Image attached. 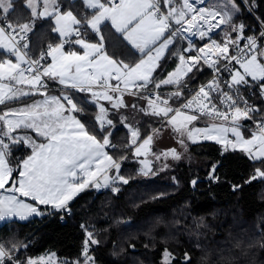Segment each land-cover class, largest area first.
<instances>
[{"label":"snow or ice","instance_id":"1","mask_svg":"<svg viewBox=\"0 0 264 264\" xmlns=\"http://www.w3.org/2000/svg\"><path fill=\"white\" fill-rule=\"evenodd\" d=\"M83 3L92 11L81 19L60 0H26L25 7L32 19L19 23L9 19V14L15 11V0H0V54L4 57L0 58V105L37 94L44 97L0 112V221L40 215L39 205L65 208L89 184L100 188L111 181L128 183L127 178L119 175L120 162L106 151L116 147L111 142L112 132L107 130L114 125L108 118L109 109L101 103L106 101L119 111L129 107L125 95L145 100L147 108L139 111L159 117L170 126L185 149V137L193 143L212 140L221 144L224 151L240 150L252 160L264 163V116L256 122V131L246 138L241 121L251 120V114L260 112V108L249 104L240 92L241 88H255L264 98V21H260L258 35L246 36V25L234 22L241 12L236 0L202 7L205 0H83ZM241 4H247L249 12L255 7L254 0H241ZM47 17L54 21L52 31L58 33L60 42L49 44L46 51L33 59L28 53V34L33 31L36 19ZM105 22L138 50L141 55L137 62L126 63L108 54L102 32ZM89 29L98 37L96 42L85 38ZM220 32L222 41L213 38V33ZM178 37L188 42L187 47L175 53L178 63L174 70L157 79L161 61ZM190 37L208 42L196 47ZM241 41L246 43L241 45ZM65 45H78L81 51H65ZM205 66L212 70V79L200 85L179 107H173L170 101L184 96L182 86H186L189 74L202 71ZM223 72L228 73V79L222 81ZM45 78L91 95L98 107L94 119L103 133L100 138L74 115L83 109L71 95H48ZM164 86H173L175 91L162 95L159 90ZM201 117L208 118V126L194 125ZM126 120L124 117L121 121L130 133L126 147L133 148L134 156L146 158L151 153L157 160L169 156L181 158L175 148L159 154L152 152L154 137L160 134V129H152L141 140L140 129ZM23 130H31L35 136L22 134ZM14 145H26L31 151L15 165L9 161ZM123 159L127 157L122 156ZM141 163L144 165L141 173L148 175L151 171L148 160ZM112 170L115 174L110 176ZM258 178H264V170L260 168L255 169L250 181ZM26 198L35 203H28ZM88 237L82 251L83 264L93 260L89 243H98L92 239V233ZM171 258L172 254L166 250L165 264ZM6 259H13L11 250L0 244V264H5ZM185 259H190L187 254ZM14 264L21 262L17 259ZM23 264H56L55 253L29 257Z\"/></svg>","mask_w":264,"mask_h":264},{"label":"trees","instance_id":"2","mask_svg":"<svg viewBox=\"0 0 264 264\" xmlns=\"http://www.w3.org/2000/svg\"><path fill=\"white\" fill-rule=\"evenodd\" d=\"M25 2L15 1L10 20L24 23L32 19ZM225 2L211 0L208 6ZM236 2L241 12L234 22L246 25V36L258 35L260 21H264V0H254L251 12L247 4ZM70 5L78 18L91 14L78 0ZM52 28L51 19L35 22L29 42L35 55L49 44L60 42ZM102 32L110 56L130 64L138 61L140 57L109 24L102 26ZM85 37L93 42L98 40L90 30ZM215 37L222 41L223 33ZM245 42L241 41V45ZM200 43L197 42L198 46ZM185 47L178 37L157 70V79L174 70L178 63L175 53ZM0 58H4L2 54ZM209 76L206 67L199 72L194 70L182 87L203 82ZM240 90L250 96L251 105L260 108L258 117L264 116V98L256 89ZM70 94L76 99L83 93ZM185 98L184 94L180 101ZM16 104L17 101L8 102L0 105V110ZM79 107L83 111L78 115L88 131L100 138L103 133L94 119L98 108L86 99L81 100ZM152 127L140 128L141 140ZM107 130L112 132L111 142L116 146L108 148V152L120 162L119 175L127 178L128 183L120 181L108 188H88L68 206L69 215L53 212L44 218L10 221L0 226V244L11 250L14 260L23 264L29 257L54 252L68 264L77 260L82 263L84 242L89 240L88 233H92V239L98 243H89V255L96 264H163L166 250L174 257L169 264H264V178L250 181L256 168L264 170V163L252 160L240 150L224 151L218 143L203 142L191 148L202 164H167L158 160L153 171L143 175L133 148L126 147L129 131L123 126ZM30 153L25 145H14L10 162L15 165ZM122 156L127 159L121 160ZM185 254L190 259L186 260ZM5 264L13 263L6 259Z\"/></svg>","mask_w":264,"mask_h":264},{"label":"crops","instance_id":"3","mask_svg":"<svg viewBox=\"0 0 264 264\" xmlns=\"http://www.w3.org/2000/svg\"><path fill=\"white\" fill-rule=\"evenodd\" d=\"M16 1V0H15ZM71 1H74V0H60V3L64 6H66V8H69L70 10L71 9V5H70V2ZM79 2H81L82 4L83 3V0H78ZM39 10H42V7L41 9ZM64 10V9H62ZM28 11L30 12V10L28 9ZM92 11V10H90ZM75 14V13H74ZM38 19H51V17H47V18H38ZM37 21V19H36ZM35 21V22H36ZM52 23H53V27H54V21L52 20ZM105 24H109V22H105ZM111 26V25H110ZM114 29V28H113ZM90 30V29H89ZM115 30V29H114ZM91 31V30H90ZM92 32V31H91ZM56 36L59 37L58 33H55L53 32ZM93 33V32H92ZM118 33V32H117ZM119 35L122 36L123 38V35L121 33H118ZM86 38V37H85ZM60 39V37H59ZM123 40L127 43V45L135 52V54H137L139 57H140V53L138 52V50H136L134 47H132L124 38ZM90 42H93V41H90ZM171 48V47H170ZM76 51H81L80 47L78 45H76L75 49ZM65 51H68L66 48H65ZM167 54V53H166ZM165 54V56H166ZM10 58V57H8ZM12 59L14 60V58L12 57ZM47 62H51L50 58L48 59ZM162 62V61H161ZM150 86V85H149ZM171 87V86H170ZM171 88H174V87H171ZM151 89V88H149ZM47 93L49 96H61L63 94H69L71 95L70 93L71 92H79L77 90H74V89H70V88H65L63 85L59 84L58 80H53V83H51L47 89H46ZM83 95V96H82ZM82 95L73 98L74 101L79 105V103L81 102L82 99H86L89 103L95 105L93 102H92V98H91V95L89 93H83ZM72 96V95H71ZM182 98V97H181ZM28 99L27 101H24L22 103H19L20 101L22 100H26ZM44 97L42 95H33V96H29V97H23L20 101H17V104L16 105H13L9 108H19V107H23L24 104H31L33 103L34 101H40V100H43ZM79 99V100H77ZM125 102L129 105V107L127 108H122L120 109L119 111L117 110H114L111 108V105L106 102V101H101V103H103L105 105L106 108L109 109V113H108V118L109 119H112L113 120V125L112 127H117V126H123L125 127L121 121L124 117H127V120H126V123L128 124H131L133 127H137V128H146L147 125H151L153 126L151 128V131L152 129H156L157 127H159L160 123L162 122V120L159 118V117H155V116H149V115H145L143 112L139 111V108H147V103L145 100L143 99H140V98H137V97H133V96H128V95H125ZM180 102V100H176L175 98H173V100L170 102L172 103V106L173 107H179L180 103L179 104H176L175 102ZM13 102V101H12ZM132 104H136L137 105V108H132L131 105ZM96 106V105H95ZM97 107V106H96ZM7 108V109H9ZM98 108V107H97ZM7 109H4L2 111H5ZM0 110V112H2ZM74 115H76L78 118H79V115L78 113H74ZM159 123V124H158ZM165 125V124H164ZM127 129V127H125ZM128 130V129H127ZM151 131L149 132V134H151ZM22 134H27V135H31V136H35V134L31 131V130H23V133ZM167 138L170 139V142L173 141L172 137L167 134ZM42 139V138H41ZM106 151H108V148L106 149ZM109 153V152H108ZM119 162V161H118ZM113 171V170H112ZM110 171L109 173L111 175H114L113 172ZM113 185V184H111ZM110 185V186H111ZM88 188L90 187H85L82 191L78 192V194H76L72 200H70L68 202V204L66 206H68L70 203H72L82 192H84L85 190H87ZM103 188H108V187H104ZM33 218V217H32ZM37 218V217H36ZM14 220H19V219H14ZM66 263H67V260H66Z\"/></svg>","mask_w":264,"mask_h":264},{"label":"rangeland","instance_id":"4","mask_svg":"<svg viewBox=\"0 0 264 264\" xmlns=\"http://www.w3.org/2000/svg\"><path fill=\"white\" fill-rule=\"evenodd\" d=\"M207 5H208V3H207ZM183 42L186 45L184 40H183ZM186 47H187V45H186ZM241 89H243V88H241ZM79 119H80V117H79ZM81 122H82V120H81ZM208 123H209V121L207 119L200 118V119H198L197 121L194 122V125L196 127L204 128V127L208 126ZM217 123H219V121H217ZM241 123L243 125L241 130H242L244 136L246 138L250 137V135L254 131L251 130V129H246V127H244V123L243 122H241ZM164 124L165 123L161 122L159 127L156 128V129H160L161 131H160V134L158 136L154 137V141H153V144L151 146L152 147V152L159 154V153L164 152V151H166L168 149L175 148L177 150V152L180 154V157H181L179 160L173 159V158H171V156H169L167 158L161 157L159 160H164V163H167V164L168 163H170V164H172V163H183V164H187V165H199V164H202V161H201L200 157L195 156V154L191 150L192 146L195 145V144L203 143V142H214V143H216L215 141H212V140L206 141V140H202V139L199 140L196 143H193V142L187 140V138L185 137V143L187 145V148L185 149L184 147H182L180 145L177 133H175L170 126H168L167 124H165V125ZM167 134H169L172 137L173 141L170 142V139L167 138ZM232 138L233 137L229 133V139H232ZM136 159L138 160V162L140 164V171H141V168L144 167V165L141 163V161L144 160V159L148 160L149 165L151 167V171L149 172V174L153 171L155 163L158 161L157 159H155V157L151 153L146 158L145 157H136ZM9 161H10V157H9ZM14 175H15V173H14ZM109 175L112 176L110 173H109ZM119 182L120 181H111L107 186H104V187H109L111 184H113L115 186L116 184L118 185ZM101 183H102V181H101ZM88 187L97 188V187L94 186V184H89ZM101 188H103V187H100L99 189H101ZM0 191H2V190H0ZM26 199H27L28 203H35V202L31 201L30 198H26ZM68 206H66L65 208H62V209H56V208H53L51 205H39V209H40V212H41L40 215L33 214V215L29 216L27 219H23V220L19 219L18 217L7 218V219H5L3 221H0V226H2L3 224H5L7 222H10V221L26 222V221L34 219L36 217L37 218H44V217L50 216L53 212H57V213H61L62 212L63 213L64 211H67ZM14 219H19V220H14ZM52 253H54V252L44 253V254L38 255L36 257L46 256V255H49V254H52ZM55 257H56V264H68V263H66L65 259H62V258L58 257V255L56 253H55ZM173 258L174 257L172 256V258L170 259L169 263L172 262ZM81 264H83V261H82ZM89 264H96L95 261H94V258H93L92 261L89 262ZM163 264H165V260L164 259H163Z\"/></svg>","mask_w":264,"mask_h":264},{"label":"built area","instance_id":"5","mask_svg":"<svg viewBox=\"0 0 264 264\" xmlns=\"http://www.w3.org/2000/svg\"><path fill=\"white\" fill-rule=\"evenodd\" d=\"M209 0H205V5H200L201 7L202 6H207V2H208ZM34 27H35V25H34ZM33 30H34V28H33ZM84 31V29H82V32ZM32 34H33V31L32 32H30L29 34H28V42H30V39L32 38ZM214 34L215 33H213V38H215L214 37ZM190 39L195 43V45H196V47H200V46H202L204 43H207L208 41L207 40H205V41H200L197 37H190ZM216 39V38H215ZM218 40V39H217ZM185 41V43H186V45H187V41L186 40H184ZM198 41H200L201 43H200V45L198 46V44H197V42ZM219 41V40H218ZM246 43V42H245ZM54 46V45H53ZM76 46H73V45H65V48L67 49V50H73L74 48H75ZM47 50V48H45L43 51H46ZM28 53H29V56L31 57V58H33V59H37L38 57H39V55H35V53L32 51V49H31V46H30V44H29V48H28ZM189 54H195V53H189ZM48 59L49 58H47V61H48ZM43 63V62H42ZM25 67H26V65H25ZM206 67V69L210 72V76H209V78L207 79V80H205V81H203V82H200V83H198V84H195V85H192V86H187V87H185V88H183V91H184V94L186 95V98L183 100V101H186L187 99H190L191 98V95H193L194 93H195V91L198 89V87L200 86V85H203V84H205V83H207L209 80H211L212 79V76H213V72H212V70H210L207 66H205ZM226 79H228V73L227 72H223L222 73V75H221V80L223 81V80H226ZM45 80H46V83H47V86H49L51 83H53V80H48L47 78H45ZM225 90H227V88H225ZM160 93L162 94V95H167V93H169V92H171V91H175V88H171V87H169V86H164V87H162L160 90ZM240 92H241V90H240ZM144 95H147V92H145V93H143ZM241 95L242 96H244L247 100H248V102H249V104H251L250 103V101H249V97L250 96H247V95H245V94H243L242 92H241ZM171 102V101H170ZM241 107H243V105L241 104ZM252 115V119L251 120H242L241 122H243L245 125H246V127H248L249 129H251V130H253L254 132L256 131V122L257 121H259L261 118L260 117H258V115L256 114V113H253V114H251ZM202 118H205V119H208L207 117H202ZM62 213V212H61ZM63 216L64 215H69V212L68 211H64L63 213ZM13 264H14V262L16 261V260H14V259H12V260H10ZM21 262V261H20Z\"/></svg>","mask_w":264,"mask_h":264}]
</instances>
